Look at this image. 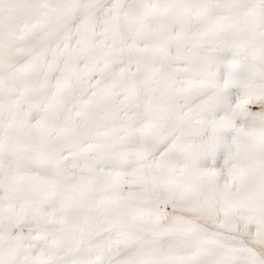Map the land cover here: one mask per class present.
<instances>
[{
	"label": "snow or ice",
	"instance_id": "1",
	"mask_svg": "<svg viewBox=\"0 0 264 264\" xmlns=\"http://www.w3.org/2000/svg\"><path fill=\"white\" fill-rule=\"evenodd\" d=\"M0 264H264V0H0Z\"/></svg>",
	"mask_w": 264,
	"mask_h": 264
}]
</instances>
